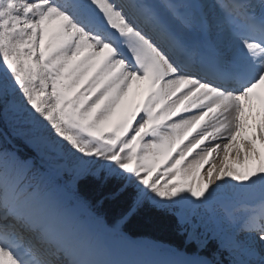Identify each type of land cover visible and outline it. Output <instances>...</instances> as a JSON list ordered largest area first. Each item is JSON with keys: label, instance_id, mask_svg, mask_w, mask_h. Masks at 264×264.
<instances>
[{"label": "snow or ice", "instance_id": "obj_1", "mask_svg": "<svg viewBox=\"0 0 264 264\" xmlns=\"http://www.w3.org/2000/svg\"><path fill=\"white\" fill-rule=\"evenodd\" d=\"M0 264H264V0H0Z\"/></svg>", "mask_w": 264, "mask_h": 264}, {"label": "bare ground", "instance_id": "obj_2", "mask_svg": "<svg viewBox=\"0 0 264 264\" xmlns=\"http://www.w3.org/2000/svg\"><path fill=\"white\" fill-rule=\"evenodd\" d=\"M143 87V95L141 97V99L137 100L136 99V95H133V89L130 90L129 92V97H128V107H129V110H135L142 102H143V99H144V95H145V89H144V86H143V83L139 84L138 87H137V90H140L139 88ZM138 92V91H137ZM134 96L133 98H130L131 96ZM129 99L131 102H129Z\"/></svg>", "mask_w": 264, "mask_h": 264}, {"label": "rangeland", "instance_id": "obj_3", "mask_svg": "<svg viewBox=\"0 0 264 264\" xmlns=\"http://www.w3.org/2000/svg\"><path fill=\"white\" fill-rule=\"evenodd\" d=\"M137 87H138L137 84H133L132 89H133V95H136V99L139 100V99L143 98L141 96L143 95L144 90H143V87L139 88L140 90H137ZM133 95L130 98H133L134 97ZM129 102H131L130 99H129Z\"/></svg>", "mask_w": 264, "mask_h": 264}, {"label": "trees", "instance_id": "obj_4", "mask_svg": "<svg viewBox=\"0 0 264 264\" xmlns=\"http://www.w3.org/2000/svg\"><path fill=\"white\" fill-rule=\"evenodd\" d=\"M133 230L134 231H143V230H151L150 228H146V227H141L140 225H134L133 226ZM166 233H164L163 231H158L156 232V235H165Z\"/></svg>", "mask_w": 264, "mask_h": 264}]
</instances>
